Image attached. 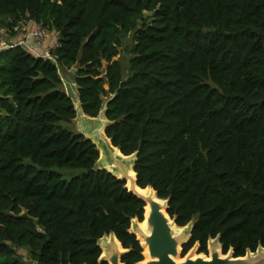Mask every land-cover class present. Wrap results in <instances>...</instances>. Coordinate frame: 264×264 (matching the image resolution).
Listing matches in <instances>:
<instances>
[{"label": "trees", "instance_id": "trees-1", "mask_svg": "<svg viewBox=\"0 0 264 264\" xmlns=\"http://www.w3.org/2000/svg\"><path fill=\"white\" fill-rule=\"evenodd\" d=\"M26 20L59 45L56 62L0 49V264H108L110 233L122 264L144 259L130 227L145 203L62 124L76 108L58 66L75 67L84 114L110 95L105 134L135 153L137 185L168 200L177 226L193 223L181 255L207 254L216 236L223 254L264 247V0H0V27Z\"/></svg>", "mask_w": 264, "mask_h": 264}, {"label": "water", "instance_id": "water-1", "mask_svg": "<svg viewBox=\"0 0 264 264\" xmlns=\"http://www.w3.org/2000/svg\"><path fill=\"white\" fill-rule=\"evenodd\" d=\"M71 71L74 73L75 69ZM74 105L78 108L76 117L78 115L81 118V123H78L80 133L91 139L99 151L96 166L125 180L128 191L134 193L145 203L142 220L145 222V227H140L139 222L141 221L137 219H132L130 227L140 245L147 247V258L140 264H264V247L259 246L254 252L248 251L244 256H233L231 249L223 254L219 236L208 240L209 256L187 254L182 260H177V257L181 255V245L190 237L193 223L190 222L181 227L184 231L176 232L175 228L179 226L166 212L168 200L159 198L150 186L141 188L137 185L136 173L133 170L135 153L124 155L105 134V127L108 123L104 115L106 104L96 117L84 114L78 99ZM145 188L150 189L152 193L140 190ZM106 237L112 240L109 254H103V246L100 243V240ZM140 239H143V243ZM100 240L99 245L102 250L100 260H106L108 264H122L121 255L126 252V249L121 246L115 235L110 233Z\"/></svg>", "mask_w": 264, "mask_h": 264}, {"label": "rangeland", "instance_id": "rangeland-1", "mask_svg": "<svg viewBox=\"0 0 264 264\" xmlns=\"http://www.w3.org/2000/svg\"><path fill=\"white\" fill-rule=\"evenodd\" d=\"M152 16V12H144V17L146 19H150ZM48 33V38H53L54 39V35L55 32L52 31H47ZM8 37V30L6 28H2L0 27V41H5L6 38ZM133 44L132 41V32L128 33L122 40V44L119 47V53L116 55V58H118L122 64V71L124 73V75H126L128 73V60L130 58V49L131 46ZM105 65V63H104ZM59 69V73L62 79V88L64 89V91L70 95V97L73 99L74 102L77 101V91H76V84L74 83V79H73V72L71 71V69H75V67L68 69L65 67H61L58 66ZM108 97H110V95L105 96V101H104V105L106 104V101L108 99ZM76 109L78 110V108L76 107ZM86 121V120H85ZM81 123V118L80 116L77 115L76 118H74L73 120L69 121V122H62V124L66 127L69 128L70 130L74 131V132H80L79 130V126L78 123ZM100 164V161H99ZM176 232H180V231H184V228L181 227H176ZM111 239L109 237H106L103 240H100L101 245L103 246V254L110 253V246H111ZM17 253H19L21 255V257L28 262V258H27V252L26 250L22 249V248H17ZM187 254H191L192 256H197V255H203V256H209L210 251L208 250V254H204L202 252L198 251V246L195 245L193 246L185 255H179L177 257V260H182ZM144 256V255H143ZM146 259V258H145Z\"/></svg>", "mask_w": 264, "mask_h": 264}, {"label": "built area", "instance_id": "built-area-1", "mask_svg": "<svg viewBox=\"0 0 264 264\" xmlns=\"http://www.w3.org/2000/svg\"><path fill=\"white\" fill-rule=\"evenodd\" d=\"M21 24L14 27L13 30L21 32L22 36L16 41H0V49L21 45L35 56L56 62L57 56L52 53V50L59 45L58 36L55 35L51 45H46L45 41L48 33L41 24L35 23L32 20H26Z\"/></svg>", "mask_w": 264, "mask_h": 264}, {"label": "crops", "instance_id": "crops-1", "mask_svg": "<svg viewBox=\"0 0 264 264\" xmlns=\"http://www.w3.org/2000/svg\"><path fill=\"white\" fill-rule=\"evenodd\" d=\"M21 25H24V24H21ZM22 36V33L21 32H18V31H15V32H13V33H10L9 31H8V37L6 38V41H16L17 39H19L20 37ZM53 38H48L47 37V39H46V41H45V44L46 45H51L52 44V42H53Z\"/></svg>", "mask_w": 264, "mask_h": 264}, {"label": "bare ground", "instance_id": "bare-ground-1", "mask_svg": "<svg viewBox=\"0 0 264 264\" xmlns=\"http://www.w3.org/2000/svg\"><path fill=\"white\" fill-rule=\"evenodd\" d=\"M140 190L142 192H147L148 193V191H150V193H152V191L150 189H146L145 188V189H140ZM170 223H171V221H170ZM139 224H140V227H145V222L144 221L139 222ZM140 241L143 243V239H140ZM142 248H143V255H144V259H145V258H147V253H148L147 247L145 245H143ZM144 259H143V261H144Z\"/></svg>", "mask_w": 264, "mask_h": 264}]
</instances>
